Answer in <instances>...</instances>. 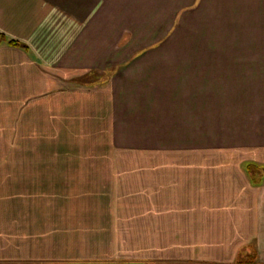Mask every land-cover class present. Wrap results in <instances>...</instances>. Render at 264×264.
<instances>
[{
  "label": "crops",
  "instance_id": "1",
  "mask_svg": "<svg viewBox=\"0 0 264 264\" xmlns=\"http://www.w3.org/2000/svg\"><path fill=\"white\" fill-rule=\"evenodd\" d=\"M0 119L90 152L0 159V264H264V0H0Z\"/></svg>",
  "mask_w": 264,
  "mask_h": 264
},
{
  "label": "rangeland",
  "instance_id": "2",
  "mask_svg": "<svg viewBox=\"0 0 264 264\" xmlns=\"http://www.w3.org/2000/svg\"><path fill=\"white\" fill-rule=\"evenodd\" d=\"M95 75H91L89 77H87V79L83 80H79V84H84V83H88L91 81H94L96 78ZM4 121H14V120H1L0 122ZM3 130L2 128H0V131ZM8 137H11L8 134H0V159H20V158H77V157H83L84 154L89 155L90 152H82V151H68V150H42L44 147H52L54 145H50V143L44 144L41 143V140H38L37 142L39 143V145H36V147H38L37 149H27L29 146L26 143H24V150L23 149H19L20 144H18L16 147V149H12V150H7V148L10 146V144H7V140ZM36 137L31 136L30 140L34 143ZM37 138H40V135L37 136ZM43 138V136L41 137ZM45 138V137H44ZM43 138V142H47L45 141V139ZM28 141V136H23V142ZM19 142V141H18ZM17 142V143H18ZM59 142V141H57Z\"/></svg>",
  "mask_w": 264,
  "mask_h": 264
},
{
  "label": "trees",
  "instance_id": "3",
  "mask_svg": "<svg viewBox=\"0 0 264 264\" xmlns=\"http://www.w3.org/2000/svg\"><path fill=\"white\" fill-rule=\"evenodd\" d=\"M1 37H3V36H1ZM4 38V37H3ZM10 45H13V46H19V47H23V48H25V49H27V47L26 46H24L23 44H21L20 42H18V41H16V40H9V42H8ZM245 262H243V263H240V264H244Z\"/></svg>",
  "mask_w": 264,
  "mask_h": 264
}]
</instances>
